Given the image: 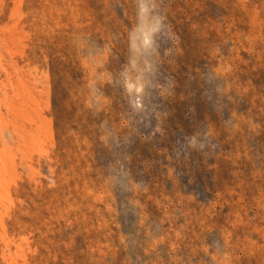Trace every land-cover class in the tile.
I'll return each mask as SVG.
<instances>
[{
	"label": "rangeland",
	"instance_id": "rangeland-1",
	"mask_svg": "<svg viewBox=\"0 0 264 264\" xmlns=\"http://www.w3.org/2000/svg\"><path fill=\"white\" fill-rule=\"evenodd\" d=\"M0 264H264V0H0Z\"/></svg>",
	"mask_w": 264,
	"mask_h": 264
}]
</instances>
